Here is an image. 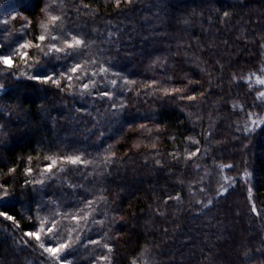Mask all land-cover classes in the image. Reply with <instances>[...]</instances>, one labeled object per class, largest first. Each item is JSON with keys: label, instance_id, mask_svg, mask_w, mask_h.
I'll use <instances>...</instances> for the list:
<instances>
[{"label": "trees", "instance_id": "16d2710c", "mask_svg": "<svg viewBox=\"0 0 264 264\" xmlns=\"http://www.w3.org/2000/svg\"><path fill=\"white\" fill-rule=\"evenodd\" d=\"M46 3L92 41L80 57L89 63L71 92L67 80L15 77L28 69L0 64V185L13 191L0 205L20 221L0 216V264H59L24 235L52 219L56 242L80 233L61 257L74 264H264V0H0V54L35 42ZM45 70L68 67L53 56ZM88 80L95 87L81 93ZM66 153L91 163L41 176L49 155ZM93 197L87 222L72 220Z\"/></svg>", "mask_w": 264, "mask_h": 264}, {"label": "snow or ice", "instance_id": "6c2138e0", "mask_svg": "<svg viewBox=\"0 0 264 264\" xmlns=\"http://www.w3.org/2000/svg\"><path fill=\"white\" fill-rule=\"evenodd\" d=\"M130 2V0H128ZM114 3L116 6H119L121 3V0H114ZM50 4H45L43 11L45 13L46 19L41 20L39 24V28L41 29L39 35L36 37L35 42L31 39H21L19 42L15 43L14 47H9V52L6 54H0V64L4 66L5 69L12 70L14 67H16L19 64H23L28 71H25L24 68H21L19 71H9V75H14L15 77L20 76H27L30 77L33 80L44 82V83H51L55 84L57 87H60L62 85V80H67L68 83L66 85L67 89L71 92L75 89L73 88V81L74 80H80L84 74L77 75V72L79 69L83 67H87L88 61H85L83 59H80L81 55L83 54V49L88 47L89 44L92 43V41L88 40L87 37H85L82 34L76 33L73 31H67L64 26L63 22V14L60 15L53 14V12L49 11ZM17 15L16 12L12 13V16L15 17ZM229 13L225 12L224 16H228ZM23 31V29L21 30ZM46 41H53V42H46ZM37 49L41 52L42 56H35L31 57L29 50L30 49ZM46 49V50H45ZM0 51H2V47H0ZM53 56H55L58 60H64L66 66L68 67L67 71H61L59 74L55 72H49L45 70L44 74H40V69L43 61L51 59ZM15 57V60L13 59ZM43 57V59H42ZM80 59V62L73 63V61ZM92 63H95L96 61H91ZM155 63V61H154ZM93 76H96L97 73L95 69H90ZM109 69L106 65H101L100 72L105 73L108 72ZM71 73V74H70ZM118 75V74H117ZM235 78V77H234ZM84 79H86V76H84ZM125 81H127V77H124ZM248 79V78H246ZM258 80L260 83H264V77L258 76ZM103 83V80L100 81ZM112 84H115L116 81L112 80ZM157 81L152 80L148 82V85L145 87H150L157 85ZM96 81L95 80H88L87 82H82L79 84V90L81 93L87 90H91L95 87ZM4 88L3 84H0V89ZM153 91H156V88H153ZM164 94H170V93H179L182 92V88H176V87H163L160 89ZM94 95H98L99 93L93 92ZM105 96L111 97L113 95L112 92H105L103 93ZM197 95L196 92H192V94L188 97L189 100L193 99ZM200 95H203V93H200ZM258 95H264V93H258ZM126 103V101H125ZM122 106V105H121ZM112 107H117V105H112ZM138 127L144 128L145 125H139ZM160 125H156V128H159ZM149 132H151V129H148ZM137 147L140 145L137 144ZM155 147V145H153ZM199 149H196L195 152H187L186 155L191 157L198 152ZM115 153L108 152L105 154L104 162H110L109 157L114 156ZM179 155V153H177ZM83 153L79 154H60V155H49L47 157L48 162L43 163L40 165L41 168V176L45 173L49 176H55L57 171H63L65 170L67 165H79V164H88L91 163V161H85L83 158ZM32 157H27L28 164L31 165L32 163ZM157 163H160V161H157ZM16 169V165L13 164L12 167L8 168V173H13ZM34 169L31 166H28L25 168V172L28 174L33 173ZM245 175L247 176L248 173L245 172ZM43 181H33V183H42ZM25 183H28V181H25ZM226 189L223 187L220 188V192H224ZM13 194L12 189L7 183H4L0 185V201L6 200L8 197H10ZM179 196V194H177ZM167 199V197H166ZM93 202H96V198L93 197L92 199L84 202L82 204V207L79 209H75L77 212L83 211L84 208H88V211H83V216L80 215H72L70 218L75 221H85L89 219V216L96 210L91 209V204ZM208 203H211L209 200ZM39 209V205L37 206ZM3 206L0 205V216L6 217L9 220H12L15 222L16 226H20V221L16 219L15 216L10 215L9 212L2 210ZM71 211V210H70ZM29 220L31 221V217H29ZM93 223H103V219L100 221H92ZM60 225L57 223L55 219H52L49 221L48 224H45L44 222H39L34 227H25L24 228V235L27 237H32L36 240L39 247L46 252L50 253L52 257H54L59 264H74V261L71 259H63L61 258L63 255H67L69 253V250L75 247L78 242L80 241V233L79 231H76L75 229L73 231L76 232L75 238L73 237V231H69L67 234L66 239H61L60 242H56L58 237L56 235L57 232L60 231ZM78 228L80 225L78 224ZM105 237L107 236V233L104 234ZM26 242V241H25ZM102 240L100 237H97L96 240H93L92 243H101ZM105 248H107L109 251L112 249L113 245L111 243H106L103 245ZM101 260L106 259V257H100ZM95 264V262H93Z\"/></svg>", "mask_w": 264, "mask_h": 264}]
</instances>
